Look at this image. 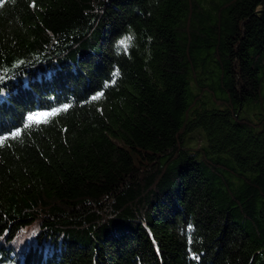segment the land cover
<instances>
[{
	"label": "trees",
	"instance_id": "trees-1",
	"mask_svg": "<svg viewBox=\"0 0 264 264\" xmlns=\"http://www.w3.org/2000/svg\"><path fill=\"white\" fill-rule=\"evenodd\" d=\"M263 11L0 0V264H264Z\"/></svg>",
	"mask_w": 264,
	"mask_h": 264
},
{
	"label": "rangeland",
	"instance_id": "rangeland-1",
	"mask_svg": "<svg viewBox=\"0 0 264 264\" xmlns=\"http://www.w3.org/2000/svg\"><path fill=\"white\" fill-rule=\"evenodd\" d=\"M262 77H263V87H262L261 94L263 96L264 95V72L262 74ZM217 104H221V103L218 101ZM261 114L262 113L255 108H250V109L246 108L242 113L243 117H249L251 119H255V118L259 117Z\"/></svg>",
	"mask_w": 264,
	"mask_h": 264
},
{
	"label": "snow or ice",
	"instance_id": "snow-or-ice-1",
	"mask_svg": "<svg viewBox=\"0 0 264 264\" xmlns=\"http://www.w3.org/2000/svg\"><path fill=\"white\" fill-rule=\"evenodd\" d=\"M131 37H126L124 40H122L120 43L125 47V49L127 48L128 44L130 43L131 41ZM33 117H29V120H32ZM19 135V132L17 133H14V136H18ZM0 143H3V140H0Z\"/></svg>",
	"mask_w": 264,
	"mask_h": 264
},
{
	"label": "water",
	"instance_id": "water-1",
	"mask_svg": "<svg viewBox=\"0 0 264 264\" xmlns=\"http://www.w3.org/2000/svg\"><path fill=\"white\" fill-rule=\"evenodd\" d=\"M262 13H263V16H264V11ZM263 21H264V18H263Z\"/></svg>",
	"mask_w": 264,
	"mask_h": 264
}]
</instances>
